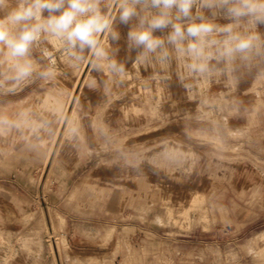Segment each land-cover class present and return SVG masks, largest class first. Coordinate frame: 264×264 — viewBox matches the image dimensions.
Here are the masks:
<instances>
[{
    "label": "rangeland",
    "instance_id": "1",
    "mask_svg": "<svg viewBox=\"0 0 264 264\" xmlns=\"http://www.w3.org/2000/svg\"><path fill=\"white\" fill-rule=\"evenodd\" d=\"M115 27L123 82L41 42L55 78L10 92L0 50V264H264V57L192 76Z\"/></svg>",
    "mask_w": 264,
    "mask_h": 264
},
{
    "label": "clouds",
    "instance_id": "2",
    "mask_svg": "<svg viewBox=\"0 0 264 264\" xmlns=\"http://www.w3.org/2000/svg\"><path fill=\"white\" fill-rule=\"evenodd\" d=\"M0 9L6 10L0 16V50L15 62L7 78L10 92L34 73L55 78L51 52L43 53L49 61L44 68L32 58V49L41 42L57 48L72 68L89 64L123 82L126 65L109 47L121 39L117 21L128 26L127 49L136 53L132 63L184 60L188 74L203 77L228 74L264 57V32L259 31L264 0H16L15 6L0 0ZM0 126L21 124L0 118ZM231 255L238 260V252Z\"/></svg>",
    "mask_w": 264,
    "mask_h": 264
},
{
    "label": "bare ground",
    "instance_id": "3",
    "mask_svg": "<svg viewBox=\"0 0 264 264\" xmlns=\"http://www.w3.org/2000/svg\"><path fill=\"white\" fill-rule=\"evenodd\" d=\"M57 108L58 109L61 108V104H57ZM61 120L63 121V118ZM62 121H61V123H62ZM27 147L30 148V147H32V145L28 144ZM55 150H56V148L54 150L52 148L50 149V151L47 154L46 161L48 160L49 157H51V161H52V159L55 155Z\"/></svg>",
    "mask_w": 264,
    "mask_h": 264
}]
</instances>
